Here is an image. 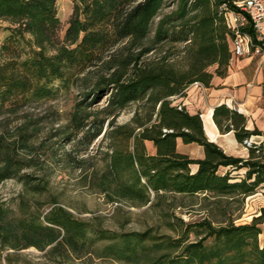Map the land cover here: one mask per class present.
<instances>
[{"label":"trees","instance_id":"1","mask_svg":"<svg viewBox=\"0 0 264 264\" xmlns=\"http://www.w3.org/2000/svg\"><path fill=\"white\" fill-rule=\"evenodd\" d=\"M164 2L75 0L61 38L57 0H0V19L13 26L1 47L0 107L54 98L78 84L92 85L96 98L109 94L106 109L113 108L116 112L132 102L145 101L150 113H156L157 123L148 124L152 115L136 120L135 128H141L135 134L139 150L124 160L115 157L114 170L133 168L136 161L138 181L145 177L157 194L160 191L187 196L210 192L218 197L254 194L264 186V146L248 147L247 158L226 154L207 138L200 114H191L184 106L178 108L181 103L171 99L175 95L183 96L186 88L196 81L208 86L213 76L209 67L213 64H217V74H226L232 54V33L212 0H179L175 15L160 19L151 38L152 23ZM246 30L256 37L252 26ZM189 40L194 46L185 69H176L164 61L141 63V57L156 44ZM124 41L128 50L132 46L141 47L138 53L118 49ZM213 119L221 132L233 130L243 144L245 139L259 134L246 128L244 114L224 103L214 108ZM71 120L76 128L85 126L79 110H75ZM135 128L130 130L129 137ZM178 138L201 145L204 157L191 158L178 152ZM144 139L153 141L155 155L145 153ZM19 169L13 157L2 155L0 183L16 177ZM259 223L253 220L244 224L230 222L219 228L209 226L210 242H206L207 236L188 243L180 254H160L139 264H264V244L260 247L258 241L262 232ZM106 234L94 231L88 222L59 206L48 211L45 223L26 219L15 225L0 218L2 244L7 245L6 239L12 235L25 241L11 245L12 248L35 246L44 250L51 245L48 252L52 254L62 253L61 247L68 248L67 252H77L107 238ZM122 237L120 244L108 245L110 253L134 259L141 254L140 245L151 235L130 232ZM182 242L180 239L156 241L145 247L159 252L181 247Z\"/></svg>","mask_w":264,"mask_h":264},{"label":"rangeland","instance_id":"2","mask_svg":"<svg viewBox=\"0 0 264 264\" xmlns=\"http://www.w3.org/2000/svg\"><path fill=\"white\" fill-rule=\"evenodd\" d=\"M235 1L212 0L219 12L223 5L235 6ZM74 4L75 0H57L61 38L65 35ZM178 5L179 0H165L152 23L151 38L160 19L175 15ZM12 27L9 21L0 19V61L1 47ZM126 44V41L120 43L118 49L135 54L141 48L132 46L128 50ZM193 46L191 40L165 41L143 55L141 63L164 61L176 69H185ZM92 89V85L78 84L54 98L31 99L0 107V159L8 154L20 168L16 177L0 183V218L15 225L26 219L45 223L48 211L59 206L75 218L88 222L94 231H105L107 238L77 252H67L68 248L61 247L62 253L52 254L48 252L51 245L44 250L35 246L12 248L11 245L25 242L12 235L6 239L7 245L0 242V264H139L160 254H180L188 243L207 237L209 226L219 228L230 222L244 224L253 220L260 222L262 232L258 241L260 247L263 246L264 186L244 197H218L210 192L193 196L168 191L157 194L148 186L145 177L138 181L136 161L133 168L125 166L114 170L115 157L124 160L139 150L135 134L141 128H135L136 120L152 115L148 124L157 123L156 113L151 114L142 100L117 112L113 108L106 109L109 94L96 98ZM180 97L173 102L180 103ZM75 110H79L84 120L85 126L81 129L71 120ZM143 143L147 155L156 154L153 141L144 139ZM189 145L183 142L177 151L187 154ZM258 145L264 146V140ZM130 232L151 235L140 245L139 257L119 258L110 253L108 245L120 244L123 234ZM179 239L183 244L178 248L152 252L145 247L156 241ZM211 240L208 236L206 242Z\"/></svg>","mask_w":264,"mask_h":264},{"label":"crops","instance_id":"3","mask_svg":"<svg viewBox=\"0 0 264 264\" xmlns=\"http://www.w3.org/2000/svg\"><path fill=\"white\" fill-rule=\"evenodd\" d=\"M264 38V37H263ZM264 49V48H263ZM228 70L225 75L215 72L216 67H210L213 73L210 84L202 82L190 84L185 94L179 98L191 114H200L207 138L215 142L228 155L248 157L249 149L235 136L233 130L221 132L213 119V111L217 105L226 104L236 109L246 117V128L258 131L250 139L257 144L264 140V55L253 49L243 56L232 52ZM183 143L177 139V148ZM190 151L185 152L191 158H203L204 148L197 143H189ZM196 165H193V170Z\"/></svg>","mask_w":264,"mask_h":264},{"label":"built area","instance_id":"4","mask_svg":"<svg viewBox=\"0 0 264 264\" xmlns=\"http://www.w3.org/2000/svg\"><path fill=\"white\" fill-rule=\"evenodd\" d=\"M234 8L223 5L221 13L224 16L227 27L232 33V52L236 56H243L250 49L264 55V0H236ZM252 26L256 37L254 38L247 28ZM195 83H198L197 81ZM178 95L172 96L174 100ZM178 108H182L180 104ZM248 148L258 146L250 138L244 140Z\"/></svg>","mask_w":264,"mask_h":264}]
</instances>
